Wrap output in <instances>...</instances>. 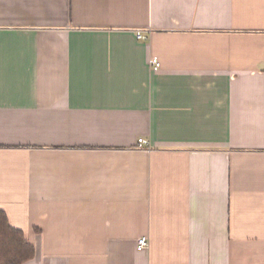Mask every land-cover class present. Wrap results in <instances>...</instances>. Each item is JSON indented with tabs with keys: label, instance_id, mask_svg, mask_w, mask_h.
I'll return each mask as SVG.
<instances>
[{
	"label": "crops",
	"instance_id": "0c3cea01",
	"mask_svg": "<svg viewBox=\"0 0 264 264\" xmlns=\"http://www.w3.org/2000/svg\"><path fill=\"white\" fill-rule=\"evenodd\" d=\"M0 208L23 264H264V0H0Z\"/></svg>",
	"mask_w": 264,
	"mask_h": 264
},
{
	"label": "trees",
	"instance_id": "16d2710c",
	"mask_svg": "<svg viewBox=\"0 0 264 264\" xmlns=\"http://www.w3.org/2000/svg\"><path fill=\"white\" fill-rule=\"evenodd\" d=\"M35 255V246L22 229L13 226L0 208V264H23Z\"/></svg>",
	"mask_w": 264,
	"mask_h": 264
},
{
	"label": "built area",
	"instance_id": "2783aa9c",
	"mask_svg": "<svg viewBox=\"0 0 264 264\" xmlns=\"http://www.w3.org/2000/svg\"><path fill=\"white\" fill-rule=\"evenodd\" d=\"M137 37L142 39V38H146V35L142 31H138L137 32ZM151 63L154 64L157 67L161 64L159 59L156 58V57H154L151 60ZM138 145L139 146H149V141L147 139H145L144 137H139L138 138ZM138 246L140 248H144V247H148L149 246V239H148V237L146 235H143V236L139 237Z\"/></svg>",
	"mask_w": 264,
	"mask_h": 264
}]
</instances>
